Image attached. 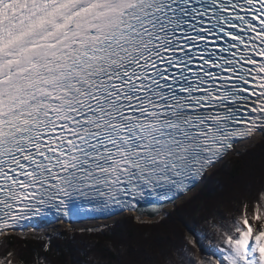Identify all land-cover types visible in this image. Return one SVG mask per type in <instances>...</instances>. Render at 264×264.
<instances>
[{
	"label": "snow or ice",
	"instance_id": "1",
	"mask_svg": "<svg viewBox=\"0 0 264 264\" xmlns=\"http://www.w3.org/2000/svg\"><path fill=\"white\" fill-rule=\"evenodd\" d=\"M257 137L264 0H0V231L162 207ZM214 224L198 264H264V159ZM81 244L64 264H193L183 244Z\"/></svg>",
	"mask_w": 264,
	"mask_h": 264
},
{
	"label": "trees",
	"instance_id": "2",
	"mask_svg": "<svg viewBox=\"0 0 264 264\" xmlns=\"http://www.w3.org/2000/svg\"><path fill=\"white\" fill-rule=\"evenodd\" d=\"M240 153L231 155L213 171L206 183L179 204H174L158 219L141 218L144 223L140 224L136 215L128 214L113 222L91 228V232H81L82 228H63L55 231L60 235L49 232L26 237L9 233L0 240V261L11 259L13 264H34L37 254L48 256L53 264H64V261L72 258L83 260L85 257L78 251L84 246L82 241L99 248L117 235L147 243L159 241L164 245H187L193 264H198L204 258H212L211 254L202 252L200 244L196 243V237L189 229L206 232L208 237L204 239L214 245L215 241L211 238L215 232L214 221L228 216L235 209L249 166L253 163L259 164L264 159V138L245 146ZM49 238L57 246L55 252L46 251L43 247L49 243Z\"/></svg>",
	"mask_w": 264,
	"mask_h": 264
},
{
	"label": "rangeland",
	"instance_id": "3",
	"mask_svg": "<svg viewBox=\"0 0 264 264\" xmlns=\"http://www.w3.org/2000/svg\"><path fill=\"white\" fill-rule=\"evenodd\" d=\"M258 139H260V137L255 138L250 143H242V144L238 145L239 150L241 151L245 146H248V145L252 144L253 142L257 141ZM230 156L226 157L224 161H226ZM212 173H210L207 176V178L205 179V181L202 184L198 185L192 192H190L189 194H187L184 197H182L179 202H181L182 200L186 199L188 196L192 195L201 185L206 183L209 180V178L211 177ZM179 202L176 203L175 205L179 204ZM172 206H174V205H170L169 207H165L163 209L162 213L159 214V215L151 216V215H145V214H136V216H139L142 219H158L161 216H163ZM113 221L114 220H109V221H104V222H90V223H78V224L76 223V224L71 225V226L62 225V224H56V225L47 226V227H45L43 229H37V230L28 231V232H20V233H17V234H19L20 236L34 237V236H38L40 234H45V233H49V232L59 231V230H61L63 228H85V227H87V228H96V227L100 226L101 224L110 223V222H113ZM200 248L203 249L202 252H204L207 255H210V254L212 255V253L216 251V248L212 246L211 242L208 239L207 240L206 239L202 240V242L200 244Z\"/></svg>",
	"mask_w": 264,
	"mask_h": 264
},
{
	"label": "bare ground",
	"instance_id": "4",
	"mask_svg": "<svg viewBox=\"0 0 264 264\" xmlns=\"http://www.w3.org/2000/svg\"><path fill=\"white\" fill-rule=\"evenodd\" d=\"M194 189H195V188H193L191 191H188L185 195L189 194V193L192 192ZM185 195H183V196L177 198L172 204H165V205H163L162 207H161V206H158V207H156V208H154V209H142V210H139L138 213H140V214H145V215H151V216L159 215V214L162 213V211H163V209H164L165 207H169L170 205H174V204L178 203V202L180 201V199H181L182 197H184ZM116 218H117V217L114 216V217H110V218H108V219H106V220H107V221H109V220H115ZM90 222H101V221H95V220L80 221V222H77V224H78V223H90ZM56 224H60V223L56 222L55 224H50L49 226H51V225H56ZM72 225H73V224H72ZM37 226H39V225H37ZM37 229H39V228H36L35 226L25 227L24 229H21V232H28V231L37 230Z\"/></svg>",
	"mask_w": 264,
	"mask_h": 264
}]
</instances>
